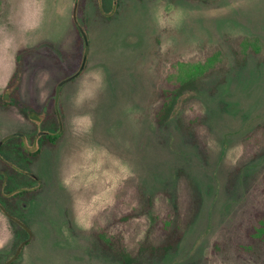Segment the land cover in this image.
<instances>
[{"label": "rangeland", "instance_id": "1", "mask_svg": "<svg viewBox=\"0 0 264 264\" xmlns=\"http://www.w3.org/2000/svg\"><path fill=\"white\" fill-rule=\"evenodd\" d=\"M211 55L160 122L176 64ZM262 139L264 0H0V264H264V210L230 240L264 206Z\"/></svg>", "mask_w": 264, "mask_h": 264}, {"label": "trees", "instance_id": "2", "mask_svg": "<svg viewBox=\"0 0 264 264\" xmlns=\"http://www.w3.org/2000/svg\"><path fill=\"white\" fill-rule=\"evenodd\" d=\"M79 27L81 24L77 21L76 22ZM81 32V31H80ZM215 63V58L211 55L208 56L207 59L205 60H184V61H179L176 64V73L174 74L175 77V85L172 89L166 90L164 94L163 101L161 102L157 112H156V118L160 122H165L166 120H169L173 117L175 111L177 110V107L180 102H182L192 91L196 90L199 85H200V80L202 76L214 65ZM61 132H56V134H48V139L51 143H55L57 139L59 138ZM257 144V143H256ZM261 146L264 145V139L260 141ZM258 146V145H255ZM40 151V150H39ZM37 151L36 153H39ZM240 168V165L238 166ZM259 184V183H258ZM187 186V182H183L182 187ZM264 190V188H262ZM182 201V203H180ZM198 198H196L193 195H185L183 190H182V195L179 199V204L183 207V210L180 211L179 213V221L176 227L174 228V231H169L164 227V224L162 223L160 225V234L162 235L161 238L163 237L165 241L168 242L170 239V234L171 232L175 233V241H179L181 236L183 235L186 227V222H184L185 217H189L194 213L193 208L198 202ZM262 205L259 200L253 199L251 200L250 206L248 205V210L244 214L243 218L238 222V230H235L231 234L230 240L233 242L235 241L236 244L240 247V241L242 239L247 237V231L249 228H252L254 226V221L255 219H258L262 211L264 210L263 207H259ZM0 207L4 210V212L11 218L15 219L19 222L18 219H16L14 216H12L4 205L0 203ZM262 219V217H260ZM259 218V219H260ZM258 219V220H259ZM261 219L257 222H260ZM249 223V224H248ZM256 227H254V232H258ZM262 231H259V233ZM99 238L105 243H109L110 239L108 235L105 232L100 231ZM29 240L24 241L25 244H27ZM163 244H161L162 246ZM173 244H169L168 246L165 247V249H168L172 246ZM24 246L23 244L21 247ZM241 248V247H240ZM238 249V247H237ZM241 253V251H239ZM122 258L126 264H132L133 262L136 261V258L133 256V254L128 250L122 252Z\"/></svg>", "mask_w": 264, "mask_h": 264}, {"label": "water", "instance_id": "3", "mask_svg": "<svg viewBox=\"0 0 264 264\" xmlns=\"http://www.w3.org/2000/svg\"><path fill=\"white\" fill-rule=\"evenodd\" d=\"M77 7H78V4L76 3V4H75V8H74V17H75V19H77ZM76 22H77V21H76ZM80 31H81V33H82V35H83V37H84V40H85V58H86V56H87V54H88V51H89L88 35H87L86 31H85L82 27H80ZM84 66H85V62L83 63V65L81 66V68H80V70H79L78 72H76V73L73 74V75H70L69 77L65 78L64 80H62V81L58 84V86H57V93H56V94H57V95H56V101H57L58 98H59L60 87H61L64 83H66V82L72 80L73 78L77 77V76L79 75V73L83 70ZM0 144H1V143H0Z\"/></svg>", "mask_w": 264, "mask_h": 264}]
</instances>
